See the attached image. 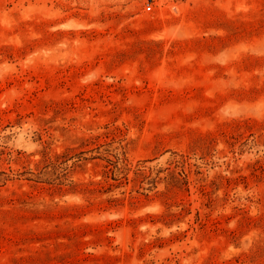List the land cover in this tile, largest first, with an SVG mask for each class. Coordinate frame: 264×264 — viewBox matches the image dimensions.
I'll return each instance as SVG.
<instances>
[{
    "label": "rangeland",
    "instance_id": "374dc122",
    "mask_svg": "<svg viewBox=\"0 0 264 264\" xmlns=\"http://www.w3.org/2000/svg\"><path fill=\"white\" fill-rule=\"evenodd\" d=\"M0 0V264H264V0Z\"/></svg>",
    "mask_w": 264,
    "mask_h": 264
},
{
    "label": "built area",
    "instance_id": "2783aa9c",
    "mask_svg": "<svg viewBox=\"0 0 264 264\" xmlns=\"http://www.w3.org/2000/svg\"><path fill=\"white\" fill-rule=\"evenodd\" d=\"M159 0H145L144 8L148 11L154 9V6L158 3Z\"/></svg>",
    "mask_w": 264,
    "mask_h": 264
}]
</instances>
